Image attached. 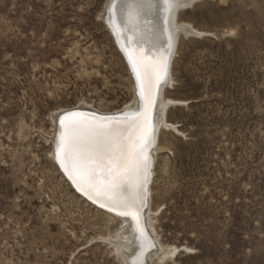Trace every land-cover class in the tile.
<instances>
[{"label":"rangeland","instance_id":"1","mask_svg":"<svg viewBox=\"0 0 264 264\" xmlns=\"http://www.w3.org/2000/svg\"><path fill=\"white\" fill-rule=\"evenodd\" d=\"M105 2L0 0V264H125L50 155L56 109L132 102ZM178 19L201 34L180 36L163 90L158 264H264V0H196Z\"/></svg>","mask_w":264,"mask_h":264},{"label":"bare ground","instance_id":"2","mask_svg":"<svg viewBox=\"0 0 264 264\" xmlns=\"http://www.w3.org/2000/svg\"><path fill=\"white\" fill-rule=\"evenodd\" d=\"M194 1L196 0H157L155 2L152 0H118L119 4L115 10L116 20L114 22L108 14L107 9L109 6L108 0H106L100 17L110 30L111 36L120 50L121 58L127 66L134 93L132 102L124 105L123 108L111 112L98 111L82 102L71 108L56 109L52 114L54 134L50 137L53 145L50 155L60 173L67 180L69 186L88 203L106 213L109 221V241L113 243V245L111 244L112 246L115 245L116 251L122 257L125 264L159 263L158 258L162 245L157 243L158 241H154L150 235L153 224L149 220L150 216L152 214L154 215V211L157 210L152 211L148 208L147 200L151 195L149 181L152 158H154L152 150L158 151L160 148L156 142V134L161 128L170 126L165 118V114L171 106V103L175 102L163 95L164 88L169 87L172 83L169 79L168 71L173 54V52H170V48L163 38L164 24L160 23L152 26L145 23L147 19L143 15V8L149 6L152 11H157L160 9V3L163 4L161 15L164 20L167 16V8L169 6H172L177 11L185 3L190 6ZM175 10L170 14L169 18L171 24L175 26L170 31L171 33L174 34L177 30L181 31L185 29V31L195 35L201 34V31L195 29L190 23L179 20ZM141 22H143L141 24L143 29L139 28V26L135 27V25ZM156 58L161 62V66H165L167 63L166 69L160 71L156 69L154 60ZM141 67L146 68L149 73L150 93L141 88V82L138 79V72ZM139 95L142 102V109L137 116H140L141 113H143V116L141 117V128L136 129L133 123H124V121L128 117H133L134 112H136L135 109L139 104ZM145 96L148 97L147 102L144 98ZM155 100L156 106L151 125V109ZM121 110L128 111L122 116L121 113L123 112ZM118 113L120 115H115ZM92 118H112V123L115 125L116 131L121 132L124 138H127L131 133L133 139L138 143L140 142L141 133L146 132L147 134V141L142 153V158L146 157V162L141 165L139 170L138 187L130 190V195L135 199V205L131 210L116 205L114 210L110 211L109 208L113 207L115 202L109 200L107 196L97 198L95 192L91 193L94 198L89 199L88 195L81 190L84 186L79 182L74 183L73 179L69 177L65 169L61 166L62 156L58 157V149L65 131L64 125L68 124L70 120ZM102 204L105 206L102 207ZM175 250H177V247L170 246L168 253L173 254Z\"/></svg>","mask_w":264,"mask_h":264},{"label":"snow or ice","instance_id":"3","mask_svg":"<svg viewBox=\"0 0 264 264\" xmlns=\"http://www.w3.org/2000/svg\"><path fill=\"white\" fill-rule=\"evenodd\" d=\"M142 90L150 93V76L146 68L138 72ZM146 102L148 97H144ZM128 117L124 123H133L134 128H141V117ZM65 131L58 149L62 156L61 166L73 182H79L81 190L93 199L107 196L116 205L131 210L135 199L130 190L138 187L139 170L146 162L142 158L147 141L146 132H142L140 142L133 139L131 133L124 138L116 131L112 118H92L70 120L64 125ZM102 207L105 205L102 204Z\"/></svg>","mask_w":264,"mask_h":264},{"label":"water","instance_id":"4","mask_svg":"<svg viewBox=\"0 0 264 264\" xmlns=\"http://www.w3.org/2000/svg\"><path fill=\"white\" fill-rule=\"evenodd\" d=\"M152 1L155 2L157 0H152ZM118 4H119L118 0H108V6H109V8L107 9L108 10V14L112 18V20H114V22L116 20L115 10H116V7H117ZM162 6H163V4L160 3V9L157 10V11H152L149 8V6H147V7L145 6L143 8L144 9L143 15L148 20V21L146 20L145 23H148L149 25H152V26H156V25H158L160 23H163L164 24L163 38H164L166 44H168V46L170 48V52H174L176 50V48H177L180 36L188 37V36H195V34L187 32V31H185V29H183L181 31L177 30L176 33H174V34L171 33L170 31H172V29L175 28V26L173 24H171L169 18H170V14H172L175 9L172 6H169L167 8V16L163 20L162 19V15H161V10H162L161 8H163ZM188 6H189V4L185 3L183 6L179 7L177 9V11L175 10L176 14L178 15V11H180L182 9H185ZM142 23L143 22L138 23L137 25H135V27L139 26V28L143 29V26H141ZM154 60H155V63H156V69H158L159 71L162 70V69H166L167 63L165 64V66H161L162 64L158 60V58H156ZM156 96H157V91H156ZM156 96H155V98H156ZM155 106H156V100L154 101V103L152 105V109H151V112H152L151 125H152L153 113H154V110H155ZM141 109H142V102L140 100V95H139V104H138V107L135 109L136 112H134L133 117H136L140 113ZM121 111L123 112V113H121V115L124 116V113L127 112L128 110H121ZM115 115H120V113L115 114Z\"/></svg>","mask_w":264,"mask_h":264}]
</instances>
